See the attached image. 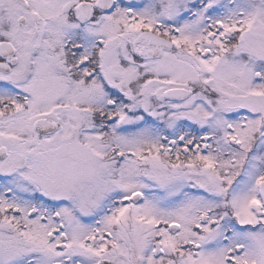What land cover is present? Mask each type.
Returning <instances> with one entry per match:
<instances>
[{"label":"snow or ice","instance_id":"1","mask_svg":"<svg viewBox=\"0 0 264 264\" xmlns=\"http://www.w3.org/2000/svg\"><path fill=\"white\" fill-rule=\"evenodd\" d=\"M0 264H264V0H0Z\"/></svg>","mask_w":264,"mask_h":264}]
</instances>
